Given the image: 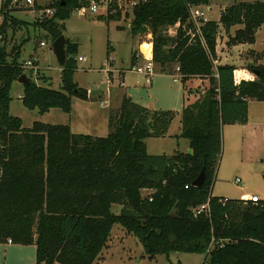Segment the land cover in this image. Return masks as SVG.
I'll return each instance as SVG.
<instances>
[{"label":"trees","instance_id":"trees-1","mask_svg":"<svg viewBox=\"0 0 264 264\" xmlns=\"http://www.w3.org/2000/svg\"><path fill=\"white\" fill-rule=\"evenodd\" d=\"M22 1L2 0L1 36L13 23H25L14 15ZM45 1L35 3L44 11L37 24L56 40L64 34L65 20L92 0ZM208 3L140 0L132 10L131 32L152 34L153 61L160 72L173 74L177 65L184 84L193 79L209 83L205 94L182 110L181 136L189 140L193 154H149L146 140L166 137L178 112L151 109L130 96H124L119 115L110 111L107 136L75 133L69 124L42 121L25 127L22 118L10 113L12 85L27 74L20 61L22 46L10 52L0 42V245L10 239L14 245H34L36 264H93L119 224L139 238L150 258L202 252L203 264H264V198L252 202L212 193L223 127L246 124L250 100L264 101V65L249 64V71L260 74L237 83L234 65H215L217 38L222 27L240 24L244 27L230 43H254L264 25V1L225 6L218 21L202 23L196 33L191 7ZM109 5V13L98 18L120 20L116 1ZM47 9L53 10L51 16L45 15ZM178 23L177 35L171 37L167 28ZM77 50L68 40V56ZM131 63H137L135 51ZM76 70V60L69 57L59 90L29 77L21 96L24 106L40 114L52 108L71 113L73 97L89 99L88 90L74 81ZM203 171L205 181L195 187ZM143 189L152 192L143 195ZM208 200L209 215L196 216L193 209ZM114 205L121 206L119 213Z\"/></svg>","mask_w":264,"mask_h":264},{"label":"rangeland","instance_id":"rangeland-1","mask_svg":"<svg viewBox=\"0 0 264 264\" xmlns=\"http://www.w3.org/2000/svg\"><path fill=\"white\" fill-rule=\"evenodd\" d=\"M246 1L254 2L259 0H209L207 5L197 6L205 13L208 20L218 21L225 6L235 2ZM264 1V0H260ZM2 0H0L1 6ZM35 3L45 5V0H34L33 4H26L22 1L20 11L14 12L15 17L25 23H17L8 29L7 34L0 37V42L6 43L8 51H13L14 47L21 45L20 61L25 62L28 58L26 51H31L33 60L37 69L32 71L27 69V76L32 77L33 81L42 86H47L59 90L61 88V70L53 51L55 36L48 30L37 24L38 19L44 18V11H38ZM47 16L48 14L45 12ZM99 15H106L105 7H100L99 12L79 14L74 11L72 15L65 20L64 34L76 43L78 50L76 54H71L68 58L76 60L77 70L74 74V81L81 88L98 93H116L119 89V78L111 80L110 72L104 67L109 63V69L115 68L121 70L118 74L122 79L123 71L126 73L127 90L134 95L133 100L143 106L152 107L160 110H174L181 112L186 104L195 102L199 97L205 94L208 81L204 85L200 79H193L184 84L180 73L177 71V65H173V74L160 72V67L155 64V75L151 78V83L146 82L144 75L131 71V53L134 43L131 32V22L133 13L122 14L120 20H108L98 18ZM3 22V16L0 12V25ZM62 23L61 21H59ZM179 25H173L167 28V33L171 37L177 35ZM197 33V30H196ZM233 31L227 33L221 28L217 38V50L226 51L227 47H232L229 36ZM194 36V34H191ZM1 36V34H0ZM233 37V36H232ZM135 52L137 58L143 62V55L139 52V43L149 41L153 44L151 33L136 37ZM44 42L45 45H41ZM146 44V43H145ZM147 53V51H145ZM244 55V56H243ZM83 56L85 60L80 61L78 57ZM243 64L247 67L252 65H264V51H246L241 54ZM13 57V56H12ZM218 59V57H216ZM12 58L10 57V61ZM39 65L37 64V62ZM141 63V62H140ZM215 65H218L215 61ZM33 70V69H32ZM123 70V71H122ZM49 77H47V76ZM178 75V82L174 81ZM253 79L256 75L252 73ZM50 79V82L47 81ZM119 79V80H118ZM121 84V83H120ZM186 88V94L185 90ZM101 91V92H100ZM23 94V85L15 83L11 89V114L19 116L23 120L25 127L33 125L34 121L48 120V123H60L67 120L78 118V106L76 98L75 113H67L59 108H54L50 114L42 116L37 109L30 110L26 108L21 100ZM83 103V102H81ZM99 108L100 100H94ZM85 104V103H83ZM89 104V103H86ZM255 104V105H254ZM250 113H252V122L256 117L264 116V103L259 101L251 102ZM261 107V108H260ZM114 115L120 114V108L113 109ZM256 116V117H255ZM118 117V116H117ZM74 118V119H73ZM98 128L101 127L102 120L98 119ZM80 123V122H79ZM180 118H176L171 126V132L176 133ZM262 125V124H259ZM256 125L253 131H247L243 136L231 129L229 125L225 128L222 135V153L218 161V168L214 180L212 193L215 196L231 197L239 196L241 193L249 192L258 194L264 198V126ZM224 129V128H223ZM231 129V130H230ZM102 136H107V124H103ZM98 132V131H97ZM177 134V133H176ZM148 141V153L152 155L175 154L176 150L185 151L189 140L175 136L173 140H156L150 138ZM241 180L238 183L237 179ZM113 210L119 213L120 205H114ZM23 246V245H22ZM22 247H13L0 245V264H36V249L34 246L26 245ZM16 253L15 251H19ZM206 253L202 252H172L170 254H158L150 258L144 251L139 238L134 234L128 233L121 225H114L111 238L100 257L93 264H203Z\"/></svg>","mask_w":264,"mask_h":264},{"label":"crops","instance_id":"crops-1","mask_svg":"<svg viewBox=\"0 0 264 264\" xmlns=\"http://www.w3.org/2000/svg\"><path fill=\"white\" fill-rule=\"evenodd\" d=\"M202 6H204V5H202ZM243 27H244V25L238 24V25L232 26L229 30H226L224 27H222V28L225 29V31L227 33L231 32V31L234 32V34L229 36V40H230V37L235 36L236 32L239 29H242ZM136 37L137 36H133L134 43H133V48H132V53H131V61H132L133 51L135 50ZM255 38L256 39H255L254 43H239V44L233 45L231 48L227 47L226 51H220L219 49L217 50L218 59L216 60V62H217L218 65L232 64V65H234L236 67L234 75H235V80H236L237 83L240 82L241 80H253V77L252 78L249 77V76H252L253 72L249 71L247 69V67L244 66V64H243V61H244L243 60L244 59L243 56L244 55L241 56V54H243V52H246V51H254V52L255 51L256 52L257 51H264V25L261 26L257 30ZM144 42H146V41H144ZM144 42L139 43V52H140V54L142 52V46H143ZM145 45L147 47V44H145ZM150 47L151 46H149V53H150ZM26 55H27V57L33 58V55L31 53V51H29V50L26 51ZM36 62L38 63V61H36ZM145 62H147V60L145 58H143V62L140 59L137 58V63L135 65L143 64ZM38 65H39V63H38ZM135 65H132V67H134ZM60 70L62 71V68H60ZM120 71L121 70H118L116 68L114 70H111L110 74H109V77H110V79L112 77L111 80H114L116 78V75H117V78L120 79V80L119 79L118 80H119V87L121 89H119L116 93L111 92L110 94L109 93L101 94V93H98V91H91L90 92L88 90V93H89V99L88 100H83V99H80L78 97H73V99H72V111L71 112H74V113L76 112L75 111L76 98L79 99V101H77V106H78V109H79V112H78L77 116H78L79 119H77V120H75V122H73L72 117H71V120L69 119V120H67L65 122H62V124H69L71 129H72V131L75 132V133H84V134H90V135H93V136H102V135H104L103 134V131H104L103 130V124H104V122H106V124H107V130L106 131H108V133H109L110 111L113 110L115 107L117 109H119L121 107L124 96H130L132 98L134 96V95L130 94L128 92V90H127L130 86L129 87L127 86L126 73L122 70L123 71V75H122V79H121L119 77V74H118ZM47 77H49V76H47ZM174 81L178 82V80H175V78H174ZM200 81H201V84L203 85V84H205V82L207 80H200ZM17 82L18 81H15L13 83V85L15 83H17ZM47 82L49 83L50 79ZM60 86H61V82H60ZM184 90H185V95L187 96L186 88H184ZM23 92H24V85H23ZM96 99L100 100L99 108H97L96 103H94V100H96ZM252 101L253 100H250V102H249V120H248V122L246 124L229 125V127L231 129L235 130L237 133L238 132L242 133V136L247 131H253V128L256 125L262 124V125H259V126H264V116L263 115H261V117H259V116L256 117L255 116L257 119L255 120L254 123L252 122V113H250V109H251L250 106H251V102ZM81 102H83L85 104H83ZM259 102H263L264 103V101H259ZM11 103H12V101H11ZM11 103H10V112H11ZM86 103H89V104H86ZM149 108L154 109L151 106ZM53 109L54 108L50 109L45 114H40V113L39 114L42 115V116H45L47 114H50ZM176 118H180V122H181L182 111L178 112V115H177ZM98 119L102 120V123H100L101 124L100 128H98V125H97L98 123L96 121ZM175 119H174V121H175ZM47 121L48 120L44 121V119H43L42 122L48 123ZM51 124H53V123H51ZM56 124H60V123H56ZM172 124H173V122H172ZM172 124H171V126H172ZM171 126H170V129H169L168 135L166 137H164V138H155V139L156 140H165V139L168 138V139L173 140L175 136L183 138L181 136L182 135V133H181L182 132V122L179 123V125H178L177 132H176L177 134L171 132ZM227 126L228 125H225L223 127L224 128L223 129V133H224V130H225V128ZM148 139H150V138H148ZM147 140H146V144H147V150H148V141ZM189 149H190V142H189V145H187V148H186L185 151H183V150H176V151L188 152ZM164 153H166V152H164ZM169 155H172V154H169ZM151 192H152V190H149V189H143L142 190V194L143 195H149ZM250 195H252V194H250L249 192H244V193H241L239 196H236V195L232 196V198H243L244 199V198H248ZM228 198H231V197H228ZM6 245L13 246V247L15 246V247L24 248L22 245H14V244H9V243L6 244ZM30 246H34V245H30ZM35 249H36V247H35ZM18 250L19 251H15V252L16 253H20L21 252L20 249H18ZM56 264H58V263H56Z\"/></svg>","mask_w":264,"mask_h":264},{"label":"built area","instance_id":"built-area-1","mask_svg":"<svg viewBox=\"0 0 264 264\" xmlns=\"http://www.w3.org/2000/svg\"><path fill=\"white\" fill-rule=\"evenodd\" d=\"M117 5H118V9H120L122 11V14H125L127 15V13L129 11H132L133 8L140 2V0H115ZM110 2H112V0H92L91 1V4L90 6H87V7H80L78 8L76 11L83 15V14H86L88 12H91V13H97L99 12V9L100 7H105L106 9V14L109 13V4ZM34 3V0H26V4L30 5V4H33ZM46 12L48 14H53V10L52 9H47ZM190 13H191V19L193 20V22L195 23L196 25V28H197V33L200 32V25L202 23H205L208 21V19L206 18L205 16V13L203 11L200 10V8H198L197 6H192L191 7V10H190ZM179 25V23L177 24ZM2 37V36H0ZM148 44L150 47V53L149 55H147L143 50L141 52V55L144 56V58L147 60V62L143 63V64H139V65H135L134 67L131 68L132 71H135L139 74H142L145 76L146 78V82L147 83H151V78L155 75V63L153 61V44L151 42H144V44ZM143 44V45H144ZM41 45H45L44 42L41 43ZM78 59L80 61L82 60H85V57L83 56H80L78 57ZM23 66L25 68H27L28 70L31 69L30 71L34 72L35 69H37L38 67H36V64L34 62V60L31 58V57H28ZM33 69V70H32ZM104 69L107 71V72H110L111 70L109 69V63L105 65ZM179 70V67H177V71ZM181 77V76H179ZM175 80H178V75L175 76ZM238 183H241V180L238 178L236 180ZM246 200H250L252 202H259L262 197L258 194H252L250 195L248 198H244ZM226 199H223V201H225ZM194 211V214L196 216L198 215H202V214H206V215H209L210 213V203H209V200L204 203V204H201L199 205L198 207H195L193 209ZM9 244H12V240L10 239Z\"/></svg>","mask_w":264,"mask_h":264},{"label":"water","instance_id":"water-1","mask_svg":"<svg viewBox=\"0 0 264 264\" xmlns=\"http://www.w3.org/2000/svg\"><path fill=\"white\" fill-rule=\"evenodd\" d=\"M133 27H131L132 29ZM69 38L65 35H61L60 37H58L54 43H53V51L56 55L58 64L63 68L68 61V52H67V43H68ZM253 73L255 75L260 74L259 70H254ZM20 84L22 85H27L30 83V79L26 74H23L19 77V79L17 80ZM182 133V132H181ZM189 154H193V150L190 148L188 150ZM206 178V173L205 171H203L199 177L193 182V185L195 187H201L205 181Z\"/></svg>","mask_w":264,"mask_h":264},{"label":"bare ground","instance_id":"bare-ground-1","mask_svg":"<svg viewBox=\"0 0 264 264\" xmlns=\"http://www.w3.org/2000/svg\"><path fill=\"white\" fill-rule=\"evenodd\" d=\"M142 50L145 52V51H147V55L149 54V45L147 44V47H146V45L144 44L143 46H142Z\"/></svg>","mask_w":264,"mask_h":264}]
</instances>
